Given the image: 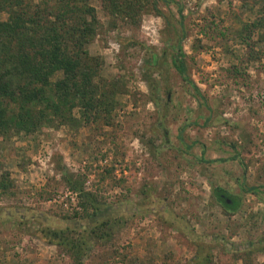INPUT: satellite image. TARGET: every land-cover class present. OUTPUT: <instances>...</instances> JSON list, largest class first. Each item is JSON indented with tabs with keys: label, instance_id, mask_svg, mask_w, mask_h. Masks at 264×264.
<instances>
[{
	"label": "rangeland",
	"instance_id": "rangeland-1",
	"mask_svg": "<svg viewBox=\"0 0 264 264\" xmlns=\"http://www.w3.org/2000/svg\"><path fill=\"white\" fill-rule=\"evenodd\" d=\"M127 1L142 7L134 19L89 0L87 50L114 93L107 117L76 107L0 136V264H73L42 228L74 237L98 226L82 264H264V252L241 256L264 244V35L253 51L234 35L264 0ZM178 44L200 93L172 65ZM60 163L84 173L100 211L84 213ZM213 186L239 196V210L224 214Z\"/></svg>",
	"mask_w": 264,
	"mask_h": 264
},
{
	"label": "trees",
	"instance_id": "trees-1",
	"mask_svg": "<svg viewBox=\"0 0 264 264\" xmlns=\"http://www.w3.org/2000/svg\"><path fill=\"white\" fill-rule=\"evenodd\" d=\"M100 1L111 15L122 18L134 19L142 8L140 4L127 0ZM32 3L31 0H0V14H6L5 18L0 17V136L10 132L26 134L54 118L66 121L76 107L87 121L101 117L103 110L107 117L114 107L109 101L114 98L113 91L96 80L99 59L87 50L98 25L95 7L89 0H40L35 5ZM177 5L181 14L182 7L179 2ZM179 26L182 30L181 20ZM255 34L258 41L264 35V1L254 19L244 22L234 35L253 51L250 42L255 41ZM178 50H181L179 44L172 65L200 93L186 76L185 63ZM156 63L157 58L152 54L147 66L153 68ZM152 87L155 88L154 85ZM180 140L183 141L181 135ZM58 170L64 184L77 194L84 213L100 211L97 197L85 187L84 173L71 172L61 163ZM0 185L3 189L7 187L5 179L0 180ZM245 186V183L241 184L246 192H256L255 186ZM212 195L224 214L239 210V196L220 186L212 187ZM41 231L43 237L69 253L73 264H82L92 237L104 236L99 226L74 237L64 229L44 227ZM254 251L264 252V244L247 247V252L241 256H249ZM203 259L200 258V262Z\"/></svg>",
	"mask_w": 264,
	"mask_h": 264
}]
</instances>
